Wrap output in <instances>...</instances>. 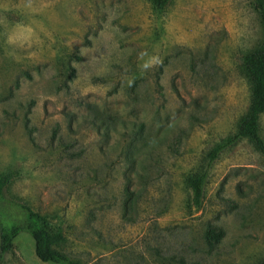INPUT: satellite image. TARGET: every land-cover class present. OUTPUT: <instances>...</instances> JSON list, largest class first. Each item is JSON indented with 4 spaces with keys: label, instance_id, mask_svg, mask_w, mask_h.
Returning <instances> with one entry per match:
<instances>
[{
    "label": "rangeland",
    "instance_id": "obj_1",
    "mask_svg": "<svg viewBox=\"0 0 264 264\" xmlns=\"http://www.w3.org/2000/svg\"><path fill=\"white\" fill-rule=\"evenodd\" d=\"M263 40L253 0H0L8 193L81 264H260L264 155L248 138L209 154L249 108L242 57ZM203 170L197 209L187 179ZM4 264L59 263L22 231Z\"/></svg>",
    "mask_w": 264,
    "mask_h": 264
},
{
    "label": "trees",
    "instance_id": "obj_2",
    "mask_svg": "<svg viewBox=\"0 0 264 264\" xmlns=\"http://www.w3.org/2000/svg\"><path fill=\"white\" fill-rule=\"evenodd\" d=\"M151 1L155 7L161 9L171 0ZM253 2L264 24V0H253ZM242 64L251 84L250 105L237 131L223 138L212 149L209 154L211 161L224 149L235 145L243 138L252 141L264 155V136L260 122L264 114V40L258 48L243 55ZM14 178L13 170L0 172V264H4L5 255L13 250L14 239L22 231L32 234L35 251L40 260L59 264H81L78 259L57 248L66 241L65 232L61 227L54 226L47 215L8 193ZM207 178L208 172L203 170L190 175L187 179L188 187L192 192L191 205L197 209L203 203ZM224 236L225 230L216 226L210 225L206 231V241L210 246L219 244ZM260 264H264V259Z\"/></svg>",
    "mask_w": 264,
    "mask_h": 264
}]
</instances>
